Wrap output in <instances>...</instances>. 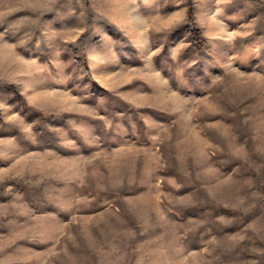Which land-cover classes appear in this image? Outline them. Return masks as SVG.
Instances as JSON below:
<instances>
[{"label":"rangeland","instance_id":"1","mask_svg":"<svg viewBox=\"0 0 264 264\" xmlns=\"http://www.w3.org/2000/svg\"><path fill=\"white\" fill-rule=\"evenodd\" d=\"M0 264H264V0H0Z\"/></svg>","mask_w":264,"mask_h":264},{"label":"trees","instance_id":"2","mask_svg":"<svg viewBox=\"0 0 264 264\" xmlns=\"http://www.w3.org/2000/svg\"><path fill=\"white\" fill-rule=\"evenodd\" d=\"M188 18L190 19V21H192V22L194 21V15H193L192 7H190V9H189ZM193 34L195 36L196 44L200 45V42H202L200 31L196 30V31H194Z\"/></svg>","mask_w":264,"mask_h":264}]
</instances>
